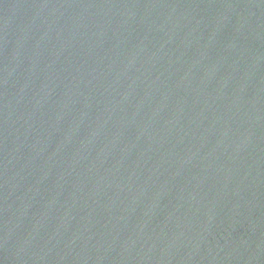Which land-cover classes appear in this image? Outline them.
I'll use <instances>...</instances> for the list:
<instances>
[{
	"label": "water",
	"instance_id": "obj_1",
	"mask_svg": "<svg viewBox=\"0 0 264 264\" xmlns=\"http://www.w3.org/2000/svg\"><path fill=\"white\" fill-rule=\"evenodd\" d=\"M0 264H264V0H0Z\"/></svg>",
	"mask_w": 264,
	"mask_h": 264
}]
</instances>
